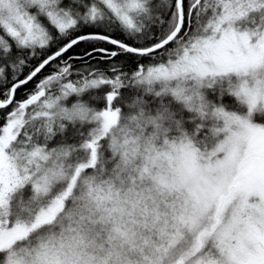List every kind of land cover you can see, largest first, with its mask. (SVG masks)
<instances>
[{
    "label": "snow or ice",
    "instance_id": "6c2138e0",
    "mask_svg": "<svg viewBox=\"0 0 264 264\" xmlns=\"http://www.w3.org/2000/svg\"><path fill=\"white\" fill-rule=\"evenodd\" d=\"M0 264H264V0H0Z\"/></svg>",
    "mask_w": 264,
    "mask_h": 264
}]
</instances>
